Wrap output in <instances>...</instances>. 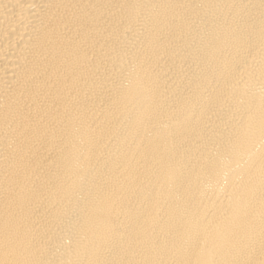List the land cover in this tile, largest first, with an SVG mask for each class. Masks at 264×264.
Here are the masks:
<instances>
[{
  "label": "bare ground",
  "instance_id": "bare-ground-1",
  "mask_svg": "<svg viewBox=\"0 0 264 264\" xmlns=\"http://www.w3.org/2000/svg\"><path fill=\"white\" fill-rule=\"evenodd\" d=\"M0 264H264V0H0Z\"/></svg>",
  "mask_w": 264,
  "mask_h": 264
}]
</instances>
